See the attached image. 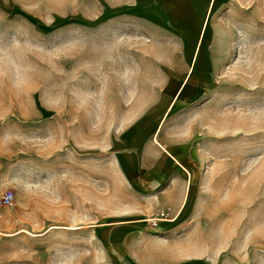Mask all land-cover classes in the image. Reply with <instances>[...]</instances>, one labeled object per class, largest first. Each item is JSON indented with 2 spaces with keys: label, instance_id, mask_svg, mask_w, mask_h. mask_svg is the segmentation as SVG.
Masks as SVG:
<instances>
[{
  "label": "rangeland",
  "instance_id": "rangeland-1",
  "mask_svg": "<svg viewBox=\"0 0 264 264\" xmlns=\"http://www.w3.org/2000/svg\"><path fill=\"white\" fill-rule=\"evenodd\" d=\"M197 11L0 0V264H264V0Z\"/></svg>",
  "mask_w": 264,
  "mask_h": 264
},
{
  "label": "crops",
  "instance_id": "crops-1",
  "mask_svg": "<svg viewBox=\"0 0 264 264\" xmlns=\"http://www.w3.org/2000/svg\"><path fill=\"white\" fill-rule=\"evenodd\" d=\"M137 14L142 16L152 17L159 13L167 19L180 22L177 13L174 10L179 8L195 9L199 14H204L210 8H218V0H134ZM129 158L125 154L117 156L118 164L122 168H127L129 165ZM148 180V177H146Z\"/></svg>",
  "mask_w": 264,
  "mask_h": 264
}]
</instances>
